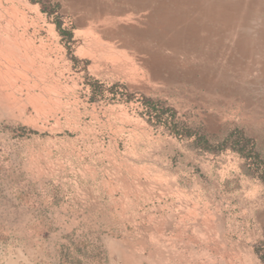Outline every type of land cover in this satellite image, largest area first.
I'll return each mask as SVG.
<instances>
[{"label": "rangeland", "instance_id": "obj_1", "mask_svg": "<svg viewBox=\"0 0 264 264\" xmlns=\"http://www.w3.org/2000/svg\"><path fill=\"white\" fill-rule=\"evenodd\" d=\"M167 1L0 0V264H264V0Z\"/></svg>", "mask_w": 264, "mask_h": 264}, {"label": "trees", "instance_id": "obj_2", "mask_svg": "<svg viewBox=\"0 0 264 264\" xmlns=\"http://www.w3.org/2000/svg\"><path fill=\"white\" fill-rule=\"evenodd\" d=\"M143 103H144L145 109H146L147 114L150 117V119H162L165 115L172 112V110H170V109L159 108V104L154 102L151 99L144 98ZM174 115L175 114L172 113L168 117V120L171 119ZM172 125L174 126L173 128L176 129L179 124L172 120ZM185 132H186L185 130L183 131V130H179V129L176 131V133L181 135V136L184 135ZM68 251H71V250L67 249L66 252H68ZM77 251H80V249H78ZM62 261H63V264H76L78 259L72 253H66L62 257Z\"/></svg>", "mask_w": 264, "mask_h": 264}, {"label": "crops", "instance_id": "obj_3", "mask_svg": "<svg viewBox=\"0 0 264 264\" xmlns=\"http://www.w3.org/2000/svg\"><path fill=\"white\" fill-rule=\"evenodd\" d=\"M177 1H181V2H187V0H170V1H167V2H169V3H172V2H177Z\"/></svg>", "mask_w": 264, "mask_h": 264}]
</instances>
